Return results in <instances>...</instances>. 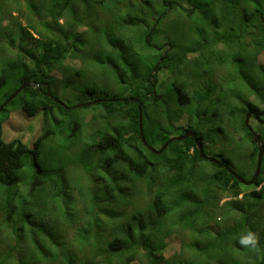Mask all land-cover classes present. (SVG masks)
Masks as SVG:
<instances>
[{
	"label": "trees",
	"instance_id": "obj_1",
	"mask_svg": "<svg viewBox=\"0 0 264 264\" xmlns=\"http://www.w3.org/2000/svg\"><path fill=\"white\" fill-rule=\"evenodd\" d=\"M14 1L9 7L0 0V92L15 87L6 101L23 84L40 86L25 88L3 111L41 114L44 130L31 145L21 138L6 141L0 124V264H264V160L255 183L246 185L225 166L201 158L194 137L173 141L161 153L150 149L161 150L185 129L196 131L204 149L213 147L219 133H228L224 139L235 133V115H241L239 123L253 143L243 178L252 179L259 145L245 120L249 112L254 119L264 115V37H259L264 36V0H93L97 7L107 4L119 33L117 50L90 40L87 30L78 31L93 14L92 0L85 7L81 0H59L47 11L46 30L19 20L17 29L16 18L30 0ZM48 1L40 0L41 11ZM250 2L257 13L240 4ZM101 15L96 13L98 24L87 27L103 24ZM64 16L68 19L60 24ZM167 20L172 23L162 31ZM246 22L256 37H245ZM183 30L188 44L155 42V35L181 37ZM143 44L159 58L138 72ZM89 70L96 78L113 77L122 94L89 102L102 107L90 116L84 144L78 140L73 146L83 168L69 179L68 169L45 158L51 152L44 151L46 141L57 133L53 120L60 124L58 113L68 111L54 86L58 74L69 75L66 84L72 85ZM239 81L248 91L244 97ZM200 82L209 87L200 88ZM240 99L245 107L237 109ZM140 103L150 146L140 134ZM258 132L264 141V128ZM201 161L215 170L201 169ZM221 162L230 164L225 158ZM203 182L201 197L196 188ZM249 231L257 243L241 245ZM172 237L177 247L169 250Z\"/></svg>",
	"mask_w": 264,
	"mask_h": 264
},
{
	"label": "rangeland",
	"instance_id": "obj_2",
	"mask_svg": "<svg viewBox=\"0 0 264 264\" xmlns=\"http://www.w3.org/2000/svg\"><path fill=\"white\" fill-rule=\"evenodd\" d=\"M94 1L92 0L91 3V5L93 6V8L91 7V9L93 10V14L86 19V23H84V25L81 26L78 29V31L81 32L87 30L86 37H89L90 40L95 39L96 42L101 41L107 43L110 49L116 48L117 50V46L120 44V41L118 40L119 33L115 31V27L113 25V21L111 20L110 13L106 9L107 4L104 3V5L97 7V5L94 4ZM39 2L40 0L36 2L37 4H34V0H30L24 12L21 13L22 15H20V12H16V14L20 15L18 19L16 18L15 27L17 29H19L20 27V24L18 23L19 20L23 25H28L31 23L38 30H42V29L46 30V26L44 25L45 19L50 20L49 17H46L47 11H50L53 8L54 4H58L59 0H49L48 2H45L46 7L42 11H41V5L40 6L38 5ZM86 2H87L86 0H81V4L84 5V7L87 6L88 4V3L86 4ZM75 3L76 1L73 0V4ZM6 4L9 7L16 6L14 0H6ZM146 4L144 6H146ZM240 4L242 5V7L243 6L247 7L246 8L247 13L249 14L257 13L255 10L256 4L254 2L247 3L246 5H243V3ZM32 5H35L36 9H33ZM154 5L155 4H153L152 6L148 5L147 11H150L151 8L153 9ZM156 6L158 10L162 11V4H157ZM74 9L77 10V7L74 6ZM110 10L116 11V9H112L111 6H110ZM238 10L242 14H245L244 10L242 9H238ZM86 11L88 15L89 11L88 10ZM97 12L102 13L101 16L104 23L97 25L94 29L91 27H87L93 25L94 23L98 24V22L96 21L97 17H95ZM31 18L33 21H31ZM67 19L68 17L64 16L59 23L64 24L67 21ZM167 22L169 23L166 25H164L165 22L163 23L162 31L168 30L167 28L169 27V24L172 23V21H168V20ZM245 24L246 26L249 25V27L246 29L245 37H256L251 33L250 24L252 23L249 24V22H246ZM107 25L108 27L110 26V30L106 28ZM120 25L121 23L118 24L119 28L121 27ZM10 27H13V25L7 26L6 31H9ZM96 31L98 32L99 36L101 35V37H97L98 34L96 33ZM229 32L236 33V31H232V30H230ZM238 32L239 31H237V33ZM227 33L228 32L224 33L223 37H226ZM180 36L181 37H170L169 35L162 37V34H159V35H155L154 37H159V40H155V42H159L163 40H168L173 42L179 39L184 44L189 43L190 38L187 36L186 30L181 31ZM259 37H264V36L259 35ZM138 45L134 49L137 54H138L137 51ZM143 48H146L147 50L143 51ZM176 50L177 52H179L180 48L176 47ZM139 51L141 54L138 55H141L142 59L139 60L140 65H138L137 69L138 72H145L147 68L152 67V64L155 61H157L159 56L157 54V50L148 49L145 46V44H143L139 48ZM130 56H132V58H135L134 54L132 53H130ZM263 57H264V52H263V56L261 55L262 61H264L262 59ZM161 59L162 58H160V60ZM135 60L136 59H134L133 61ZM77 64L78 63L75 61L73 65L78 68L79 66ZM92 72L93 70H89L88 73L83 74V76L81 77H78L77 81L74 82L72 85L66 84V82L71 78V77L69 78V75L66 76L64 74H58L56 80L57 87L54 86V91L56 92L58 99L61 100L66 105L68 111L65 113L64 116L58 113L57 119L60 120V124H57V122L53 120V124L56 127L57 133L53 137V139L46 141L44 151H51V152L49 155H46L45 158L46 157L50 158L51 163L55 167L68 169L69 179H71L70 174L75 175L76 169L83 168V166L78 163V160L80 158V151L78 149L73 148V146L78 140L80 142V145L84 144V138L88 137L87 132L90 129V124H91L90 119H93V117L90 116L93 115L95 111L100 110L102 107L100 104H92L89 106H83L79 108H76V106L84 103L93 102L96 100L108 99L115 94L116 95L122 94V92L119 90L117 85L114 84L113 77H110L109 79L108 78L100 79L93 77ZM96 72L100 73V71H96ZM232 79H234V76H232ZM236 79L238 81L237 76ZM214 80L217 81V78H215ZM105 81L110 83L107 87H104L102 85V82ZM201 82H205V81L202 80ZM199 85L200 84H198L197 86ZM202 86L205 85L202 84ZM14 88L15 87L12 88L6 87L2 89V91L0 92V106L2 103L5 102V95H7V93L9 92H12ZM90 89H94V90L91 91ZM239 89L242 90V94L240 96L244 97L246 94H248L245 82L239 81ZM168 96L171 98H175L173 92H169ZM229 96H233V95H229ZM243 104H244L243 99L237 100V104L235 105V107L237 109L244 108L245 105ZM18 111H12L11 113L10 110L0 112V124L3 126L4 129V139L6 141H11L15 138H21L25 142L32 145L36 141L37 137L42 133V129L44 128V120L41 114H38L35 117H28L27 115ZM235 116H237L236 122L233 123V125L236 131L234 129H228V130H234L235 133L231 134L229 139L227 138L224 139V137L228 134L227 132L219 133L217 137H215L214 135L216 139V144L212 145L213 147H210L207 144L204 150L212 152L213 155L210 157L216 158L221 161L224 160V158L228 159L230 161L229 167H231L236 173H238L240 176L243 177L244 175L247 176L246 173L250 169V162H251L250 153L253 149V143L249 140V136L247 132L243 129V127L239 123L241 115L236 114ZM262 120L264 121V115L262 117ZM77 124L80 125L81 128L76 129L75 127ZM250 124L257 133H259L258 131L260 129L262 130L264 128V126L261 125V122L257 123V121H255L253 117L250 118ZM73 131L76 132V135H73L74 133ZM175 136H179V135L175 134L172 137ZM71 148H73V150H71ZM199 166L201 169L205 168L208 171V173H211L213 170H215V166L207 161H201L199 163ZM197 177H199V175ZM205 186H206V182H203V184H201V188H196V191L200 192L199 194L201 195V197L204 196L203 190ZM212 201L213 202L216 201L215 197L212 199ZM176 247H177V240L173 237L170 238L169 250L170 248H176Z\"/></svg>",
	"mask_w": 264,
	"mask_h": 264
},
{
	"label": "water",
	"instance_id": "obj_3",
	"mask_svg": "<svg viewBox=\"0 0 264 264\" xmlns=\"http://www.w3.org/2000/svg\"><path fill=\"white\" fill-rule=\"evenodd\" d=\"M49 84L46 83V86H48ZM40 84H38L37 82H28L26 84H23L21 85L4 103L3 105L0 106V112L3 111V109L5 108V106L7 104H9L14 98H16L25 88L27 87H39ZM134 100H139L138 98H134ZM100 100H97V101H94V103H98ZM60 104L64 105L62 101L59 102ZM92 103H87V104H80L78 106H76V108L78 107H83L85 105H90ZM142 105L143 103H140V106H139V127H140V134H141V137H142V141L144 144L150 146L149 144H147V141H146V138H145V133H144V128H143V111H142ZM250 118H251V113H247V116H246V126L247 128L253 133L254 135V141L256 144L259 145V155H258V161H257V168H256V172L255 174L253 175L252 179L250 180H247L245 178H243L242 176H240L238 173H236L231 167H229V165H227L226 163L224 162H221L219 161L218 159L216 158H213V157H210L206 154L205 150H204V147H203V144H201V141L199 140V138H197V135H196V131L193 130V129H185L183 134L182 135H179V136H175V137H171L166 143L165 145L162 147L161 150H156L154 149L153 147L150 146V149L154 152V153H161L164 149H166L168 147V145L173 142V141H180V140H183V139H186L188 137H194L196 143H197V147L199 149V152H200V156L201 158H204V159H208L209 161L217 164V165H220V166H225L227 168V170L229 171V173H231L235 178H237L240 182H242L243 184H246V185H251V184H254L256 179L258 178V176L260 175L261 173V169H262V166H263V160H264V142L262 140V135L260 133H256L254 132L251 124H250ZM257 119H260L259 116H256Z\"/></svg>",
	"mask_w": 264,
	"mask_h": 264
},
{
	"label": "clouds",
	"instance_id": "obj_4",
	"mask_svg": "<svg viewBox=\"0 0 264 264\" xmlns=\"http://www.w3.org/2000/svg\"><path fill=\"white\" fill-rule=\"evenodd\" d=\"M202 84H203V83H200V88H204V89H206V88L209 87V84H208V83H204L203 85H205V86H202ZM251 115H252V114H251ZM251 117H252V116H251ZM259 120H261V118H260V119L255 118V121H257V123L259 122ZM261 121H263V120H261ZM263 122H264V121H263ZM251 126H252V125H251ZM252 128H253V127H252ZM253 130H254V129H253ZM183 132H184V131H183ZM254 132H256V131L254 130ZM256 133H257V132H256ZM260 134H261V133H260ZM263 142H264V141H263ZM257 239H258L257 235H256L255 233L249 231L246 235H244V236L241 237L239 243H240L241 245H244V246H247V245H255V244L257 243Z\"/></svg>",
	"mask_w": 264,
	"mask_h": 264
}]
</instances>
